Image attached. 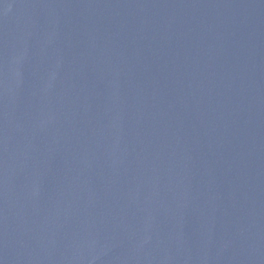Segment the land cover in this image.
<instances>
[{
    "label": "water",
    "instance_id": "obj_1",
    "mask_svg": "<svg viewBox=\"0 0 264 264\" xmlns=\"http://www.w3.org/2000/svg\"><path fill=\"white\" fill-rule=\"evenodd\" d=\"M0 264H264V0H0Z\"/></svg>",
    "mask_w": 264,
    "mask_h": 264
}]
</instances>
